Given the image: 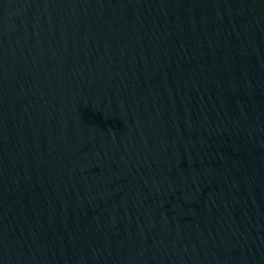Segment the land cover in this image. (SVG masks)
Here are the masks:
<instances>
[{
    "label": "water",
    "instance_id": "water-1",
    "mask_svg": "<svg viewBox=\"0 0 264 264\" xmlns=\"http://www.w3.org/2000/svg\"><path fill=\"white\" fill-rule=\"evenodd\" d=\"M0 264H264V0H0Z\"/></svg>",
    "mask_w": 264,
    "mask_h": 264
}]
</instances>
